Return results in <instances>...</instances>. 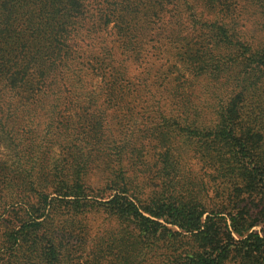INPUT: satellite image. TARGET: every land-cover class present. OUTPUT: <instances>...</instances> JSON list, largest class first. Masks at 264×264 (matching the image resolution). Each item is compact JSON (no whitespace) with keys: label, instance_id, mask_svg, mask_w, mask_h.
<instances>
[{"label":"trees","instance_id":"16d2710c","mask_svg":"<svg viewBox=\"0 0 264 264\" xmlns=\"http://www.w3.org/2000/svg\"><path fill=\"white\" fill-rule=\"evenodd\" d=\"M163 46L176 92L210 100L157 95ZM133 105L185 133L229 185L221 203L172 179L137 192L134 147L110 129ZM0 146V264H59L55 224L91 209L117 224L113 264H264V0H0Z\"/></svg>","mask_w":264,"mask_h":264},{"label":"rangeland","instance_id":"374dc122","mask_svg":"<svg viewBox=\"0 0 264 264\" xmlns=\"http://www.w3.org/2000/svg\"><path fill=\"white\" fill-rule=\"evenodd\" d=\"M261 37L259 36V38ZM165 48L168 49L166 46L161 48L163 55L152 52L149 56L153 63L152 73L156 74L153 80L155 82L154 88L158 92L157 95L169 99L171 103H175L176 99L179 98L188 101L194 100L198 104H200L199 98L210 100V95L213 92L207 94V92H196L194 89L193 92H176V89L173 88L175 83L171 82L177 76L173 65H171L174 59L172 56H167L168 53L165 52ZM170 66L172 68H169ZM187 74L189 75V73ZM192 83L193 81L189 85L191 86ZM199 93L201 94L198 98ZM174 107L177 110L179 109L177 104ZM179 110L182 112V108ZM151 116H154V114L136 105L112 115L114 119L110 129L120 128L119 124L125 126L128 141L134 147L136 153L133 156L136 158L137 165L132 168L129 167L128 172L134 174V176L136 175L137 192L141 191L148 195L154 190L162 191L168 185L169 180L172 179V185L179 187L185 184V188L189 192L194 190L209 208L221 203L229 185L216 171L208 167L201 157L195 156L193 151L181 150L180 147L185 143L186 135L176 127V124L171 122L168 126L164 125L163 128V125H160L156 120V125L150 123ZM156 119L160 120L157 115ZM154 127H157L158 131L154 135H150L152 133L150 129ZM184 149H189V146H185ZM166 153L174 163V169L165 168L164 158ZM7 156L13 158V152L11 153L9 148L0 146V158ZM104 177L95 178L94 185L90 188V191L94 192L95 195L109 193L106 189L108 182ZM180 179L181 181L178 183L177 180ZM57 204L58 206L61 205V203ZM44 207L43 205L36 209H40L41 213ZM58 210L59 208L56 209V212ZM64 219L62 218V221L55 224L60 226L62 231L58 236L61 243L59 264H113V256L108 250V244L110 237H112L111 231L117 226L116 222L110 220L105 213L94 209L87 211L85 216L76 217L72 222ZM56 221H58L57 218ZM253 229L258 231L260 227H254Z\"/></svg>","mask_w":264,"mask_h":264}]
</instances>
